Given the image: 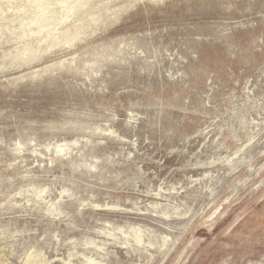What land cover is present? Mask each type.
Listing matches in <instances>:
<instances>
[{
    "label": "rangeland",
    "instance_id": "obj_1",
    "mask_svg": "<svg viewBox=\"0 0 264 264\" xmlns=\"http://www.w3.org/2000/svg\"><path fill=\"white\" fill-rule=\"evenodd\" d=\"M31 251L264 264V0H0V264Z\"/></svg>",
    "mask_w": 264,
    "mask_h": 264
},
{
    "label": "bare ground",
    "instance_id": "obj_2",
    "mask_svg": "<svg viewBox=\"0 0 264 264\" xmlns=\"http://www.w3.org/2000/svg\"><path fill=\"white\" fill-rule=\"evenodd\" d=\"M135 235L138 236V233H136ZM138 238H139V237H138ZM2 252H7V250H6V249H3ZM36 255H38V253H35L34 251H31V252H30V255H29V256H26L28 259H27V261L25 262V264H33L32 260H33L34 258H36ZM39 255H40V254H39ZM91 261L93 262V260H91ZM66 263H67V262H66ZM93 263L98 264V262H93Z\"/></svg>",
    "mask_w": 264,
    "mask_h": 264
}]
</instances>
